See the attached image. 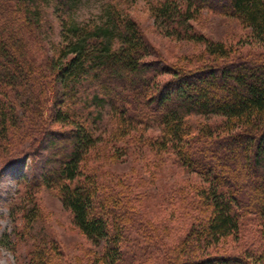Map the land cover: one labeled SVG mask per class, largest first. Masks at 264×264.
<instances>
[{
  "label": "trees",
  "instance_id": "trees-1",
  "mask_svg": "<svg viewBox=\"0 0 264 264\" xmlns=\"http://www.w3.org/2000/svg\"><path fill=\"white\" fill-rule=\"evenodd\" d=\"M50 1L65 44L40 60L30 36ZM77 1L0 0L1 170L20 167V154L39 156L27 186L31 201L40 188L54 190L83 236L100 247L95 264H142L125 247L146 240L158 247L149 252L152 264H264V52L235 50L192 24L212 10L238 19L264 46V0H147L167 36L204 45L183 63L162 59L136 22L110 6L101 23H67L63 13ZM104 116L107 124L98 125ZM189 116L204 121L193 124ZM98 144L109 147L100 160L113 163L146 147L158 162L172 156L199 179L179 185L171 213L146 229L132 203L140 180L121 176L119 189L103 181L101 162H92ZM246 219L255 226L251 240L237 250L218 248L240 239ZM7 238L2 243L10 246ZM48 250H35L29 264H64Z\"/></svg>",
  "mask_w": 264,
  "mask_h": 264
},
{
  "label": "rangeland",
  "instance_id": "rangeland-1",
  "mask_svg": "<svg viewBox=\"0 0 264 264\" xmlns=\"http://www.w3.org/2000/svg\"><path fill=\"white\" fill-rule=\"evenodd\" d=\"M150 2L152 1L78 0L69 12L63 13L62 18L67 23L75 22L79 25L93 26L96 23H101L104 9L110 6L120 16L126 15L136 22L147 42L153 46L155 52L162 59L183 63L186 61V57L198 55L204 45L167 36L163 27L155 21ZM41 9L40 27L35 31V34L30 36L33 55L40 60L56 56L65 44L62 37L61 18L54 3L50 1L42 4ZM192 24L197 32L213 40L232 45L235 50L244 53L264 52L263 44L255 40L251 30L234 17L204 9L200 11L195 20H192ZM200 119L198 116H189L187 120L195 124ZM107 120V117L104 116L103 121L98 125L107 124ZM147 133L157 134L159 130L150 129ZM9 140L10 142L14 141L13 137H10ZM122 145H125V141L121 143L120 147ZM23 146L25 145L22 144ZM108 148L104 144L99 145L97 148L99 150L94 152L95 159L92 162H94L93 164L101 162L99 163L101 166L98 165L101 179L116 189H119L118 178L121 176L122 179L126 178L130 183H133L134 179L140 180L134 187L135 195H139V199L136 198L132 203L136 219L139 222L142 221L146 229L153 227L157 221L166 218L171 213L175 203H170V197L175 198V194L172 192L177 190L179 185L185 181L199 179L196 174H187L173 160L172 156L165 154L163 159L158 162L154 157L156 153L146 147H143L142 154L127 152L116 158L117 160L114 159L115 163L104 158L100 160ZM1 156L3 153L0 155V161ZM20 156V160H25L20 163V167L17 164L1 170L0 165V264H29L31 254L42 248L49 249L48 253L55 251L56 258L64 264H95L93 257L100 251V247L93 246L83 236L72 222L69 210L64 207L54 190L40 188L34 193L33 201H31L27 186L32 175L36 174L40 159L39 156L29 157L26 154H20ZM34 162L37 163V167ZM92 162L90 163L92 164ZM181 221L179 217L172 221V224H176L177 233H181L185 229L184 225H181L183 228L179 226ZM246 221L238 241L233 238L226 239L218 248L225 251L237 250L238 248H235L237 243L250 241L251 237L255 235L252 231L255 226L249 219ZM153 231L156 232L155 229ZM172 232L171 236L175 235L176 230ZM5 235L8 237L10 246L2 243V238ZM130 235L133 238L137 235L136 227H133ZM141 244L142 246L135 242L128 243L125 249L131 254L134 253L133 256L137 260L140 259L142 264H152L153 258L149 252L154 249L158 250L156 249L158 247L148 240L144 243L141 241ZM52 246L55 250H51ZM158 258L159 256L156 255V263L159 262Z\"/></svg>",
  "mask_w": 264,
  "mask_h": 264
}]
</instances>
